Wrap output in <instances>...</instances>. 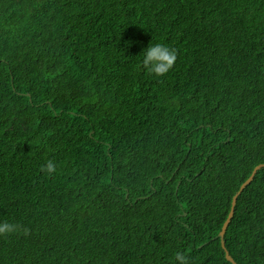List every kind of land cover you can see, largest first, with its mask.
Returning <instances> with one entry per match:
<instances>
[{
  "label": "trees",
  "instance_id": "trees-1",
  "mask_svg": "<svg viewBox=\"0 0 264 264\" xmlns=\"http://www.w3.org/2000/svg\"><path fill=\"white\" fill-rule=\"evenodd\" d=\"M260 163L264 0H0V264H264Z\"/></svg>",
  "mask_w": 264,
  "mask_h": 264
},
{
  "label": "clouds",
  "instance_id": "clouds-1",
  "mask_svg": "<svg viewBox=\"0 0 264 264\" xmlns=\"http://www.w3.org/2000/svg\"><path fill=\"white\" fill-rule=\"evenodd\" d=\"M129 44L132 41H128ZM177 59L176 50L164 43H152L143 48L142 66L151 74L156 76H164L168 73ZM48 173L56 171V164L49 160L46 165L42 166ZM20 226L14 222L7 220L0 221V235L15 233ZM27 231V229H25ZM176 260L179 264H191L190 258L181 252L175 253Z\"/></svg>",
  "mask_w": 264,
  "mask_h": 264
},
{
  "label": "water",
  "instance_id": "water-1",
  "mask_svg": "<svg viewBox=\"0 0 264 264\" xmlns=\"http://www.w3.org/2000/svg\"><path fill=\"white\" fill-rule=\"evenodd\" d=\"M263 166H264V163H260V164L256 165L255 168L253 169L251 175H250V176H249V177H248V178L242 183V185L240 186L239 190H238V191L236 192V194L233 196L231 209H230L229 214H228V216H227V218H226V220H225V222H224V224H223V227H222L221 231L219 232V236L221 237L222 245H223V247L225 248V250H226V246H225V241H224V234H225L226 229H227V227H228V225H229V223H230V221H231V219H232V217H233V215H234V212H235V205H236V203H237L238 196H239V194L242 192V190L245 188V186H246L247 184H249V183L253 180V178H254L256 172H257L261 167H263ZM226 257H227L230 261H232L234 264H238V263L235 261V259L232 257V255L230 254V252H229L228 250H226Z\"/></svg>",
  "mask_w": 264,
  "mask_h": 264
}]
</instances>
